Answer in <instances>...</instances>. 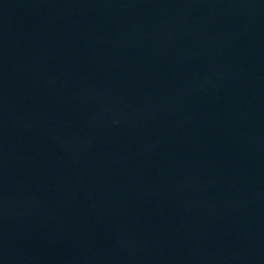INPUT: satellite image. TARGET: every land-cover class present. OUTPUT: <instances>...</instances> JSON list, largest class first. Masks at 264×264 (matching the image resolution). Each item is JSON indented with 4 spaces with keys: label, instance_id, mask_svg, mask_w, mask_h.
<instances>
[{
    "label": "water",
    "instance_id": "obj_1",
    "mask_svg": "<svg viewBox=\"0 0 264 264\" xmlns=\"http://www.w3.org/2000/svg\"><path fill=\"white\" fill-rule=\"evenodd\" d=\"M0 264H264V0H0Z\"/></svg>",
    "mask_w": 264,
    "mask_h": 264
}]
</instances>
